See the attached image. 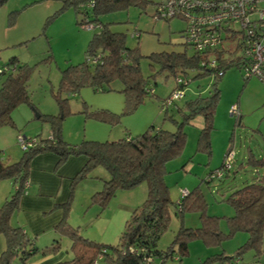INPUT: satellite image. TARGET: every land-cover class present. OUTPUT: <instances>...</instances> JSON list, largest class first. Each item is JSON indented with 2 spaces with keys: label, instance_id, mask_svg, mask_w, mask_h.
Returning a JSON list of instances; mask_svg holds the SVG:
<instances>
[{
  "label": "rangeland",
  "instance_id": "rangeland-1",
  "mask_svg": "<svg viewBox=\"0 0 264 264\" xmlns=\"http://www.w3.org/2000/svg\"><path fill=\"white\" fill-rule=\"evenodd\" d=\"M158 1L148 0L144 8L129 6L100 16L112 31L124 34L127 47L138 49L140 73L147 87L153 88L154 94L147 93L142 102L131 110L127 107L118 80L111 82V90H94L87 84L75 93L58 90L62 70L86 60L89 41L98 31L96 26L78 24L72 7L59 11L62 0H7L0 6V66L12 57L23 64L28 69L30 95L29 102L20 103L12 111L13 124L0 126V157L4 161L14 162L22 156L18 136L36 139L51 136L53 128L47 116L63 114L59 132L61 138L70 144L82 140H116L125 134L134 136L151 125L170 130L175 128V120L179 122L182 119V112L177 110L176 103L183 107L187 99L205 95L212 76H196L195 71H189V81L184 86L182 97L175 101V106H170L165 115L161 100L174 88L176 76L148 55L161 51H185L190 54L191 50L185 48L181 37L186 25L184 19L152 18L154 4ZM260 7H264V2ZM233 28L238 29V24L234 23ZM245 74V69L231 66L219 76L220 98L214 112V128L209 136L210 154L195 151L200 128L197 116L192 123L184 126L187 137L182 153L166 165L165 182L172 201L179 199L183 189L190 191L199 186L206 203V213L221 216L220 222L226 227V217L233 214L234 209L222 198L228 197L232 187L242 186L256 174L255 167L248 160L250 155L256 158L264 156V80L255 74L244 79ZM55 95L67 99L64 110ZM233 104L236 106L234 115L230 113ZM96 109L118 115V121L89 117L88 113ZM228 154L232 155L228 162L230 174L222 181L223 187H218L221 181L216 179L207 182L206 173L219 167L223 161L227 162ZM64 163L56 165L55 172L60 173ZM61 177L62 184H65L63 195L68 196L71 191L70 198L67 197L69 204L65 223L68 227L75 226L83 237L105 245L119 242L126 220L147 193L146 183L141 182L132 188L115 190L104 202L96 195L108 178V173L101 166H96L73 182L71 178ZM13 190L10 180L0 181V204ZM57 210L60 214L58 218L53 217ZM191 215L199 218L196 211L185 212L183 222L189 223L185 217L190 218ZM16 216L17 213L11 218L15 224L19 223ZM43 216L50 219L49 227L39 233L43 242H37L38 246H49L57 240L60 246L54 254L62 252L69 258L70 239L55 228L63 216L62 207L54 205L53 210ZM179 225V220L171 212L169 226L158 240L157 248L164 249L171 242ZM27 233L33 237L30 231ZM188 261L193 262V259Z\"/></svg>",
  "mask_w": 264,
  "mask_h": 264
},
{
  "label": "trees",
  "instance_id": "trees-1",
  "mask_svg": "<svg viewBox=\"0 0 264 264\" xmlns=\"http://www.w3.org/2000/svg\"><path fill=\"white\" fill-rule=\"evenodd\" d=\"M6 1L0 0V6ZM62 1L59 11L72 7L78 17V24H91L96 26L98 31L89 41L86 60L62 70L58 90L75 93L86 84L94 90H111V82L118 80L129 110L142 102L147 93L153 95L154 92L147 87L146 80L139 70L138 49L127 47L124 34L112 31L108 23L100 19L104 13L127 9L129 6L144 8L148 5V0ZM161 1L156 2L154 8ZM241 32L242 30L232 28L230 32L221 35L222 46L216 52L218 63L214 68L201 65L200 61L204 55L198 52L187 54L185 51H161L148 55L152 61L168 68L173 76L188 78L189 71H195L196 76H212L205 95L187 99L183 107L175 102L177 110L182 112V119L179 122L175 120L174 129L156 128L151 125L144 132L134 136L125 134L116 140H82L80 143L70 144L61 138L59 132L63 114L56 117L47 116L53 128L51 139H37L23 149L22 156L14 162H6L0 157V181L10 180L14 188L10 196L0 204V236L4 239L0 264H26L37 256L55 252L60 246L57 240H53L49 246L39 247L36 238L30 236L22 224H15L11 220L18 212L20 198L25 192L31 159L46 152L57 156L56 165L72 156L85 158L82 167L72 177V182L85 176L96 166L103 167L108 173V178L104 180L103 189L97 191L96 195L104 202L117 189L132 188L141 182H145L147 187L145 199L126 220L119 242L115 245L94 242L83 237L75 226H67L64 217L68 210L70 191L65 202L56 204L62 207L63 216L55 228L69 237L68 251L71 254L69 258L50 264H166L168 260L173 259L181 264L188 255V245L191 241L199 240L210 248L219 247L224 240L233 237L237 232H245L247 237L233 254L226 255L219 249L206 255L198 264H224L225 261L239 264L241 257L248 252L253 261L258 260L264 252V156L256 158L250 155L248 160L255 167L256 174L242 186L232 187L228 197L222 196V200H227L234 209L233 214L226 217V231L219 227L221 216L206 213V203L199 186L187 190L186 194L180 195L179 199L173 202L165 182L166 165L182 153L187 137L184 126L192 123L195 116H201L203 120L195 151L210 154L209 136L214 128V112L220 98L218 71L224 73L231 66L244 69L247 62V57L243 58L242 55L246 43ZM28 78V69L15 57L0 66V126L13 124L12 111L20 103L29 102ZM247 78L248 76L244 77ZM55 98L64 110L67 99L59 98L58 95H55ZM175 103L171 106H175ZM169 108L170 106L164 109L165 115ZM88 116L102 121H118V115L103 109L91 110ZM218 169L222 170L221 176L214 175ZM229 170L230 167H225L223 161L219 167L210 169L205 179L207 182L215 179L221 181L218 187L222 188V181L230 174ZM70 189L72 190V184ZM191 211L199 213L201 222L197 226L183 224L184 213ZM171 212L177 217L180 225L171 242L164 249H159L157 242L169 226Z\"/></svg>",
  "mask_w": 264,
  "mask_h": 264
},
{
  "label": "built area",
  "instance_id": "built-area-1",
  "mask_svg": "<svg viewBox=\"0 0 264 264\" xmlns=\"http://www.w3.org/2000/svg\"><path fill=\"white\" fill-rule=\"evenodd\" d=\"M264 0H162L152 13L153 19H170L179 17L185 20V29L182 32L183 44L191 52L202 53L200 63L207 68H214L218 59L217 51L221 48V35L230 32L233 24H238L245 36V47L242 50L243 58L247 57L244 67L246 76L257 75L264 80V7L260 4ZM83 26L91 27L84 23ZM221 75L222 71H218ZM187 77L177 75L175 87L169 95L161 100L162 108L173 105L183 95L184 86L188 83ZM150 91H153L151 87ZM236 111V106H230V113ZM53 135L49 137L51 139ZM36 138L18 136L22 149L36 142ZM232 155H227L225 167H229ZM214 175L221 176L218 169ZM213 175V176H214ZM186 194L185 189L181 192ZM224 264H230L228 261Z\"/></svg>",
  "mask_w": 264,
  "mask_h": 264
},
{
  "label": "crops",
  "instance_id": "crops-1",
  "mask_svg": "<svg viewBox=\"0 0 264 264\" xmlns=\"http://www.w3.org/2000/svg\"><path fill=\"white\" fill-rule=\"evenodd\" d=\"M75 14V13H74ZM75 16V15H74ZM197 118V116H195ZM194 119V118H193ZM192 119V121H193ZM197 120V125L202 126V118L199 116ZM57 156L50 152L40 153L35 155L31 159V166L29 171L28 180L26 182V188L24 194L20 198L19 210L17 212L16 219L18 218L19 224H22L27 231L33 234L37 242L42 244L40 240V232L44 231L49 227V220L43 215L49 211H52L54 205L65 202L68 196L63 195L65 184H62L61 176L71 178L77 173V171L82 167L85 162L83 156H72L69 157L65 163L64 167L61 169L60 173L55 172ZM51 168L53 170H51ZM6 193V192H5ZM69 195V193H68ZM208 213V212H207ZM212 215H217L215 213H210ZM59 211L53 217H59ZM52 218V217H51ZM188 222H183L185 226H197L200 224V217L196 215L190 218H186ZM219 225L222 231H226L227 227L222 226V222ZM226 227V230H224ZM43 235V234H42ZM245 232H237L233 237L224 240L219 247H208L204 245L199 240H193L188 245V258L184 259L181 264H198L202 258L206 255L222 249L224 254L231 255L234 250L246 240ZM3 237L0 236V252L3 247ZM50 243V242H49ZM38 244V245H39ZM67 257L59 252L54 254V252H48L44 255L37 256L33 258L32 261L26 264H50L55 261L66 259ZM189 258L193 259V262H189ZM168 264H178L176 259L168 260ZM13 264H18L15 262ZM167 264V262H166ZM217 264V263H213ZM239 264H264V252H262L261 257L258 260H252L250 252L245 253Z\"/></svg>",
  "mask_w": 264,
  "mask_h": 264
},
{
  "label": "clouds",
  "instance_id": "clouds-1",
  "mask_svg": "<svg viewBox=\"0 0 264 264\" xmlns=\"http://www.w3.org/2000/svg\"><path fill=\"white\" fill-rule=\"evenodd\" d=\"M167 20V19H166ZM137 36V35H136ZM175 87V86H174ZM226 262V261H225Z\"/></svg>",
  "mask_w": 264,
  "mask_h": 264
}]
</instances>
